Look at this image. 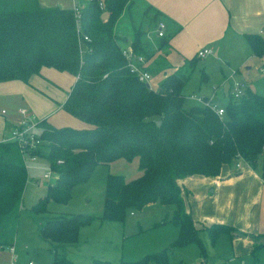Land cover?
Here are the masks:
<instances>
[{
	"label": "trees",
	"instance_id": "obj_1",
	"mask_svg": "<svg viewBox=\"0 0 264 264\" xmlns=\"http://www.w3.org/2000/svg\"><path fill=\"white\" fill-rule=\"evenodd\" d=\"M135 2L80 0L79 34L73 9L43 7L39 0H0V83H29L43 68L67 72L77 80L62 108L85 124L75 128L38 122L41 147L34 154L48 161L55 181L48 183L46 195L31 212L47 213L50 201L66 204L73 190L85 184L99 165L139 158L143 172L129 182L122 175H108L101 215H55L40 224L41 239L53 245L54 264H72L58 251L77 243L81 229L93 221L124 223L128 212L158 202L175 208L171 222L179 234L172 247L201 244L202 229L186 209L179 180L195 175L217 177L224 165L237 160L257 169L264 160V95L250 87L239 99L230 95L223 106L225 114L219 116L202 104L185 108L183 90L197 57L167 75L158 89L130 72L123 56L125 46L150 60L172 38L166 35L155 46L148 41L142 23L133 27L130 38L120 35L118 24ZM143 15L155 26L164 20L150 5ZM81 35L90 38L84 43L82 57ZM244 37L253 54L262 58L264 38L260 34ZM27 182V167L18 145L0 142L1 247L14 246ZM204 229L213 242L221 233H236L221 224ZM252 238L254 251L264 247V234ZM121 264H169V255L162 250Z\"/></svg>",
	"mask_w": 264,
	"mask_h": 264
},
{
	"label": "crops",
	"instance_id": "obj_2",
	"mask_svg": "<svg viewBox=\"0 0 264 264\" xmlns=\"http://www.w3.org/2000/svg\"><path fill=\"white\" fill-rule=\"evenodd\" d=\"M135 1L160 11L163 14L162 21L167 24V35H172L170 43L147 60V68L152 76L148 85L152 89L159 88L152 86L154 77L159 78L161 84L167 75L182 67L187 60L197 57V53L203 48L211 47L217 49L219 53L222 52V47L242 45V41H246L245 34H260L264 38V0ZM39 2L43 7L63 9H72L74 5V0H39ZM148 41L154 43L158 39L152 34ZM247 53L238 63L246 64L251 57H256L253 52L252 55ZM159 61H163L164 66H157ZM46 70L55 69L43 68L40 75H33L30 78L29 83L20 80L0 83V142L9 138L13 126L21 121L22 108H26L29 115L38 122L47 120L57 127L71 124V115L65 112L62 106L77 78L67 72H61L70 75L69 78L71 76L75 78L70 90L64 91L58 88L60 87L58 83H54V80L45 74ZM244 82L251 88L248 81ZM232 83L227 79L222 85L213 87L211 95L191 94L189 97H205L217 106L223 107L231 95ZM253 91L257 93L256 90ZM221 99L224 103L218 105ZM99 166L108 167V175L124 176L127 182L143 174L139 168V158L132 161L119 159ZM179 186L183 192L187 211L196 226L202 229L199 233L200 238L207 233L212 241L209 232L204 228L214 224L230 226L236 230L234 236L221 233L216 239L217 243L223 241L224 251L229 252L224 254L230 255L228 260L230 264L232 262L264 263V247L254 251L255 240L252 238L264 234V160L257 169L243 160H237L232 165H224L217 177L190 176L179 180ZM165 207L171 209L174 214L173 206ZM133 212L130 214L133 215ZM158 224L176 227L171 240L177 239L179 228L171 220H161ZM31 261L35 262L32 259L21 262L15 246H0V264H28Z\"/></svg>",
	"mask_w": 264,
	"mask_h": 264
},
{
	"label": "rangeland",
	"instance_id": "obj_3",
	"mask_svg": "<svg viewBox=\"0 0 264 264\" xmlns=\"http://www.w3.org/2000/svg\"><path fill=\"white\" fill-rule=\"evenodd\" d=\"M147 6L138 4L136 1L119 22L117 32L130 38L133 27L140 23L147 29V34L154 30L155 24L143 15ZM242 42L240 46L222 47V52L219 53L213 48L216 54L205 58L197 57V64L183 90L186 98L185 108L188 109L196 105L195 103L198 104L197 101H191L189 95H211L212 88L222 85L227 79L232 82L236 79L243 82L248 81L252 90L264 95V74L260 70L264 67V56L262 58L251 57L246 64L238 63L246 52L252 55L247 42ZM153 44L156 46L157 42L154 41ZM157 66H164V62L159 61ZM44 72L51 80H54V83H58L60 86L58 88L61 90L69 91L71 83L74 84L75 78L71 76L72 80L67 73L56 70ZM205 74L207 79L204 80L203 75ZM151 83L156 88L160 86L159 78L154 77ZM223 101L219 100L218 105H222ZM70 123L68 126L71 127H85L83 122L72 116ZM26 166L28 182L24 190L14 246L21 262H28L32 259L38 264H54L53 245L41 239L40 224L55 215H101L109 173L108 167L95 168L88 181L73 190L66 204L50 201L47 213L34 215L31 212L32 207L46 195L47 185L55 181V175L50 171L48 161L42 158L36 162L29 161ZM46 172H51L48 179L44 177ZM172 217L173 211L166 209L158 202L142 211L134 210L133 215L128 212L124 223H101L95 220L81 229L77 243L66 244L58 252L72 264H93L94 261H105L110 264L135 262L148 254L162 250L168 251L169 264H224L230 259L229 252L224 251L223 241L213 243L207 233L202 236L201 244H193L184 248L172 247L176 238L171 239L176 227L158 224L161 220H171ZM224 252L228 253L224 254ZM231 264L237 263L232 262ZM258 264L264 263L258 262Z\"/></svg>",
	"mask_w": 264,
	"mask_h": 264
},
{
	"label": "built area",
	"instance_id": "obj_4",
	"mask_svg": "<svg viewBox=\"0 0 264 264\" xmlns=\"http://www.w3.org/2000/svg\"><path fill=\"white\" fill-rule=\"evenodd\" d=\"M80 0H74L73 11L75 15L76 21V29L77 32L80 34L81 29V5L79 3ZM101 7L103 4L100 3ZM154 34L157 39L163 38L167 35V24L164 21H160L154 28L153 31L148 32L147 39H150L151 35ZM86 41H90L88 36H80L79 38V45H80V55L83 56L85 52L84 43ZM214 54V49L211 47H206L201 49L197 53L198 58H205L209 55ZM123 56L127 61V67L130 69V72L135 74L139 81L148 83L152 76L147 68V60L145 57L138 55L132 46L127 45L123 49ZM261 73L264 74V67L260 69ZM248 86L245 82L234 80L232 83V91L231 96L235 99H239L241 96L245 94ZM190 100L197 101L199 104L203 106L209 107L214 110L219 116H223L225 114V110L223 107H219L214 104L211 100L201 97V96H190ZM3 113H6L3 111ZM22 115L21 121L13 126L11 134L9 138H7L6 142H15L20 152L23 156V160L25 165L28 164L29 161L36 162L40 157L37 154H34L41 147V139L40 134L37 131V124L38 121L29 115V111L26 108H22L20 110ZM27 167V166H26ZM51 171V170H50ZM51 175V172H46L44 177L48 179ZM28 264H37L33 261L29 262ZM225 264H230V261L226 262Z\"/></svg>",
	"mask_w": 264,
	"mask_h": 264
},
{
	"label": "water",
	"instance_id": "obj_5",
	"mask_svg": "<svg viewBox=\"0 0 264 264\" xmlns=\"http://www.w3.org/2000/svg\"><path fill=\"white\" fill-rule=\"evenodd\" d=\"M158 125H160V122H158Z\"/></svg>",
	"mask_w": 264,
	"mask_h": 264
}]
</instances>
